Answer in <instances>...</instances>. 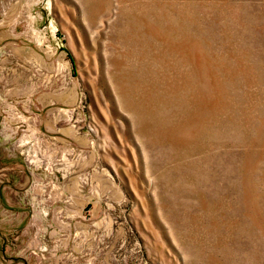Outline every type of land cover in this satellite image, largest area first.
I'll list each match as a JSON object with an SVG mask.
<instances>
[{
	"label": "rangeland",
	"instance_id": "obj_1",
	"mask_svg": "<svg viewBox=\"0 0 264 264\" xmlns=\"http://www.w3.org/2000/svg\"><path fill=\"white\" fill-rule=\"evenodd\" d=\"M0 264H264V0H0Z\"/></svg>",
	"mask_w": 264,
	"mask_h": 264
},
{
	"label": "bare ground",
	"instance_id": "obj_2",
	"mask_svg": "<svg viewBox=\"0 0 264 264\" xmlns=\"http://www.w3.org/2000/svg\"><path fill=\"white\" fill-rule=\"evenodd\" d=\"M42 171V170H41Z\"/></svg>",
	"mask_w": 264,
	"mask_h": 264
}]
</instances>
